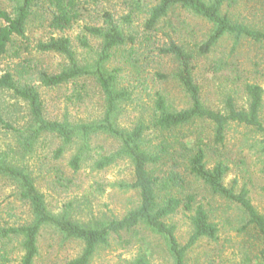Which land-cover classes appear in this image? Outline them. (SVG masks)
I'll list each match as a JSON object with an SVG mask.
<instances>
[{
    "label": "rangeland",
    "instance_id": "obj_1",
    "mask_svg": "<svg viewBox=\"0 0 264 264\" xmlns=\"http://www.w3.org/2000/svg\"><path fill=\"white\" fill-rule=\"evenodd\" d=\"M155 1L147 0V3ZM81 2L83 17L62 33L47 26L45 20L53 9L47 0H42L36 10L37 17L29 22L26 37L18 38L8 54L0 57V76L10 71L22 84L37 87L49 120L89 123L101 119L104 114V96L94 79L84 78L55 88L44 87L39 79L41 71L57 74L69 64L64 56L40 52L37 48L39 42L51 37H68L79 64L92 65L98 59L102 44L91 35L85 36L84 27L102 26L105 12H111L116 20L129 12L126 0H103L98 4L92 0ZM0 8L13 12L14 5L9 0H0ZM225 11L235 22L264 30V0H235L225 7ZM141 15L135 25L138 35L143 37L145 16ZM210 31L211 25L205 20L177 10L166 23L161 24L154 40L159 47L173 40L192 49L195 44L205 41ZM83 37L87 38L88 47L82 45ZM145 48H139V53L130 60L118 54L109 65L122 69L120 87L131 95L118 119L119 125L126 130H132L140 121L150 124L158 93L165 96L171 111L192 106L189 95L174 79L176 65L173 61L159 56L158 51L151 53ZM158 72L167 75L168 79H160ZM194 76L207 108L226 113V103L233 98L237 109L248 111L251 100L246 86L255 84L264 90V43L245 38L236 41L233 36H226L209 55L196 59ZM0 111L7 121L19 128L28 122V105L12 92L0 91ZM260 117L264 124V105ZM147 133L148 139L157 135L153 130ZM182 133L189 135L185 139L189 147H193L197 139L209 146L206 148L207 168L213 169L219 162L224 163L228 167L224 184L234 188L236 193L247 190L252 204L264 216V134L251 127L231 123L225 142L215 146L214 126L210 122L198 121L185 126ZM61 147L60 139L46 135L32 151H27L12 132L0 125V157L8 155L9 161L31 173L54 214L69 209L73 220L88 225L96 221L121 220L140 206V192L123 187V184L134 181V170L129 160L122 159L102 171L94 167L97 159L121 148L119 141L103 134L94 136L89 156L78 172L71 169L69 163L80 142L76 141L57 159L55 153ZM186 162L183 157H177L176 167L169 162L157 168V174L162 178L172 170L183 178L181 185L162 190L160 195L165 197L170 193L182 198L194 195V207L203 206L211 223L218 227L219 234L217 240L203 238L189 248L185 264H263L260 256L262 238L253 226H249V215L240 205L214 194L203 181L186 171ZM17 193L13 183L0 179L1 226H18L32 221L30 205L19 199ZM193 215L194 212L180 210L165 219L168 225L176 227V236L182 247L189 243L193 234ZM6 249L8 261L0 258V264H20L23 255L21 242L14 240ZM39 249L35 264H67L83 254L84 244L80 241L64 242L54 229L46 227L40 234ZM143 255L149 264H174L164 239L145 228L114 235L109 245L98 248L90 264H134Z\"/></svg>",
    "mask_w": 264,
    "mask_h": 264
},
{
    "label": "trees",
    "instance_id": "obj_2",
    "mask_svg": "<svg viewBox=\"0 0 264 264\" xmlns=\"http://www.w3.org/2000/svg\"><path fill=\"white\" fill-rule=\"evenodd\" d=\"M14 5L13 12L0 8V57L8 54L10 47L18 38H25L31 19L36 15L42 0H9ZM53 9L45 21L53 31L66 32L83 17L84 6L81 0H47ZM103 0H92L98 4ZM235 0H156L149 4L147 0H126L129 12L116 20L111 12L103 15L102 26L84 27V33L101 40V52L92 65L79 64L76 53L68 37H51L39 42L37 48L42 53H54L64 56L69 64L57 74L41 71L39 79L44 87L55 88L84 78L94 79L99 85L105 101L103 117L89 123H71L65 119L49 120L45 116L44 103L37 87L22 84L15 74L8 71L0 76V91L12 92L23 100L29 108L28 122L24 127H17L7 121L0 111V125L12 132L21 147L32 151L35 145L46 135L62 141L55 157L61 158L65 150L80 142L78 151L71 159L69 166L78 172L87 160L91 151V140L97 135H107L119 141L121 148L110 155L102 156L95 161L96 170L102 171L122 159L131 162L134 170V181L123 184L127 189L140 192V206L129 212L121 220L96 221L88 225L73 220L70 210L54 214L47 204L45 195L39 190L31 173L9 161L8 155L0 157V179L9 181L17 187V196L27 202L32 211V221L18 226L0 225V258L8 261L7 245L14 241L21 242L23 255L20 264H35L40 255L39 238L46 227L54 229L64 242L80 241L84 244L83 254L67 264H90L98 248L107 246L114 235L130 233L145 228L166 242L174 264H185L187 250L199 240L208 238L217 240L219 229L211 223L207 211L202 205L194 207L196 197L186 195L184 198L168 193L165 197L162 190H169L181 185L182 176L172 170L166 178L157 174V168L172 162L176 167L177 157L187 160L185 170L203 181L211 191L229 201L240 205L249 215V226H253L262 238L263 248L260 256L264 264V216L258 212L248 196L247 190L236 193L234 188L224 184L228 167L219 162L213 169L206 164L209 146L197 139L193 147H189L182 129L198 121L210 122L214 126V145L225 142L227 128L231 123L245 125L264 134V124L260 113L264 105V90L259 85L249 84L246 90L251 103L248 111L239 110L233 98L226 103L227 112L214 111L207 108L201 98V88L197 84L194 72L197 58L209 55L216 45L226 36H233L236 41L250 39L256 43H264V30L235 22L228 11L227 5ZM177 10L187 11L195 17L205 20L211 25V31L205 41L195 44L192 49L182 43L171 41L158 46L154 40L155 33L160 31L162 23H166ZM143 14V37L138 35L136 21ZM171 24V23H169ZM170 27H174L171 24ZM135 29V30H134ZM174 31L177 32L176 27ZM142 38V41L139 39ZM82 45L88 47L86 37ZM140 44L138 47L137 45ZM146 47L151 53L158 51L159 56L169 58L176 65L174 79L189 95L192 106L181 111H171L167 99L158 93L154 105V115L150 124L140 121L132 130L122 128L118 119L123 105L130 100V93L120 87L121 68L110 67L112 60L120 54L126 60L134 58L139 48ZM137 60V59H136ZM135 60V62H136ZM134 62V64H135ZM25 68V67H24ZM157 76L164 80L168 76L158 72ZM157 133L154 139H148V131ZM181 133V136L180 134ZM159 140L155 142V140ZM264 152V139L262 140ZM180 210L194 212L192 217L193 234L189 243L182 247L176 236V227L168 225L165 219ZM134 264H149L146 256H140Z\"/></svg>",
    "mask_w": 264,
    "mask_h": 264
}]
</instances>
